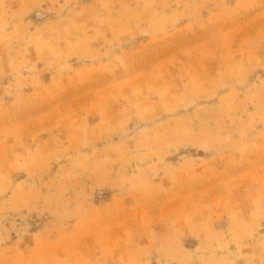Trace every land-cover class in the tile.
I'll list each match as a JSON object with an SVG mask.
<instances>
[{
	"label": "rangeland",
	"instance_id": "374dc122",
	"mask_svg": "<svg viewBox=\"0 0 264 264\" xmlns=\"http://www.w3.org/2000/svg\"><path fill=\"white\" fill-rule=\"evenodd\" d=\"M0 264H264V0H0Z\"/></svg>",
	"mask_w": 264,
	"mask_h": 264
}]
</instances>
